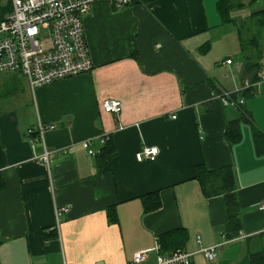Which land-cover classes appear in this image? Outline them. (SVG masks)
Instances as JSON below:
<instances>
[{
    "label": "crops",
    "instance_id": "obj_1",
    "mask_svg": "<svg viewBox=\"0 0 264 264\" xmlns=\"http://www.w3.org/2000/svg\"><path fill=\"white\" fill-rule=\"evenodd\" d=\"M227 1L222 12V0H135L121 9L97 0L83 18L91 71L34 90L7 77L16 99L0 101V264H131L179 228L195 264H252V254L264 253V154L253 138L264 132V82L256 92L245 86L264 68V0ZM249 15L260 19L262 43L242 38ZM225 91L245 103L225 105ZM108 98L122 102L120 114L103 110ZM39 121L56 125L45 134L50 164L28 132ZM235 121L242 137L231 144L226 130ZM105 134L116 149L110 170L98 158ZM148 146L159 147L157 158L137 161ZM201 164L234 168L238 235L227 229L224 196L204 193ZM156 191L162 206L146 211L143 196ZM198 236L206 246L229 241L210 261Z\"/></svg>",
    "mask_w": 264,
    "mask_h": 264
},
{
    "label": "built area",
    "instance_id": "obj_2",
    "mask_svg": "<svg viewBox=\"0 0 264 264\" xmlns=\"http://www.w3.org/2000/svg\"><path fill=\"white\" fill-rule=\"evenodd\" d=\"M97 0H0V76L12 75L24 78L31 89H36L60 79H65L94 68L90 48L84 33L83 18ZM117 9L128 6L134 0H108ZM232 64L233 59L226 61ZM264 82V68L257 82L246 83V88L253 87L256 92ZM219 97L225 105L239 107L244 98L237 99L233 93L225 91ZM104 111L120 114L123 104L118 99L108 98L102 102ZM172 118H176L173 115ZM56 128L54 124L39 121L28 130L32 137H37L45 146V134ZM105 134L103 144L109 139ZM91 156L97 153L91 148L89 140L81 143ZM160 153L158 146L143 147L136 152V159L155 160ZM52 152L46 146L40 159L50 164ZM264 211V200L262 203ZM69 207L56 209L59 219L67 213ZM201 245L199 251L212 261L217 256V248L225 244L206 246L202 238L197 237ZM157 251L154 264H195L194 252L179 248L170 253L161 251L159 242L153 248ZM153 249L137 251L131 264L143 263Z\"/></svg>",
    "mask_w": 264,
    "mask_h": 264
},
{
    "label": "trees",
    "instance_id": "obj_3",
    "mask_svg": "<svg viewBox=\"0 0 264 264\" xmlns=\"http://www.w3.org/2000/svg\"><path fill=\"white\" fill-rule=\"evenodd\" d=\"M228 3L229 1L222 0L220 4V9L222 12L228 7ZM253 133L257 152L259 154H264V132L257 129ZM226 137L231 144H234L241 139L242 132L239 121L232 122L228 125ZM115 152V146L109 138L105 142V145L101 149V152L98 156L100 161L104 162V165L108 167V170L111 169V160ZM196 177L201 182L206 196H224L229 216L227 229L230 232V236L238 235L242 228V220L238 198L235 194L237 184L234 168L232 166H224L218 169H209L207 166H205V164H201L196 167ZM2 188H4V180L0 175V190ZM143 200L146 206V211L157 210L162 206V200L159 191L146 194L143 196ZM45 237L50 238L52 235L45 233ZM186 240V230L179 228L163 233L160 235L158 241L161 251L163 253H170L176 249L183 248ZM251 263L264 264V253L252 254Z\"/></svg>",
    "mask_w": 264,
    "mask_h": 264
},
{
    "label": "rangeland",
    "instance_id": "obj_4",
    "mask_svg": "<svg viewBox=\"0 0 264 264\" xmlns=\"http://www.w3.org/2000/svg\"><path fill=\"white\" fill-rule=\"evenodd\" d=\"M257 8H259L258 4H255V5H252V6L247 5V8L245 9V16H247L250 12H253V11L257 10ZM259 21H260V19L257 16L255 18L251 17L250 15L248 16V19L245 21L244 29L242 31V38L243 39L246 40V37H248L252 33V34L255 35V37L257 39H260V41L262 43V37L258 35V31L261 28V25L259 24ZM9 76L12 79L14 78V79L18 80L16 76H12V75H7V76H5L6 78L4 76H0V101L7 99V97L10 99V101L16 99V97L15 98L9 97V96H12V94H13V93H11V89H10L11 84L5 82V80ZM18 78H21V77H18ZM21 82L27 83V81L24 78H21V80H19V83H21ZM21 93H22V91H21ZM23 97L27 100L28 99V94L24 93ZM4 103L7 104V105L9 104L8 101H4Z\"/></svg>",
    "mask_w": 264,
    "mask_h": 264
}]
</instances>
